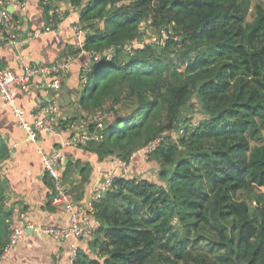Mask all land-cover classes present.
Instances as JSON below:
<instances>
[{
  "label": "trees",
  "instance_id": "16d2710c",
  "mask_svg": "<svg viewBox=\"0 0 264 264\" xmlns=\"http://www.w3.org/2000/svg\"><path fill=\"white\" fill-rule=\"evenodd\" d=\"M39 1L48 24L49 4ZM57 1L78 9L87 30L80 51L115 50L78 74L85 118L104 108L110 120L100 131L89 125L87 132L100 138L77 148L100 163L128 162L141 146L161 139L148 157L160 165L162 183L116 173L92 205L99 227L88 238L89 251L77 249L73 264H264V6L251 11L250 0ZM54 17L58 24L61 17ZM142 25L162 29L163 43L134 46L124 59L123 46L140 39ZM193 96L204 117L175 138ZM9 148L0 132V165ZM73 171L82 193L92 167L67 160L64 180ZM42 181L51 199V181ZM7 189L0 171V255L12 222Z\"/></svg>",
  "mask_w": 264,
  "mask_h": 264
},
{
  "label": "crops",
  "instance_id": "0c3cea01",
  "mask_svg": "<svg viewBox=\"0 0 264 264\" xmlns=\"http://www.w3.org/2000/svg\"><path fill=\"white\" fill-rule=\"evenodd\" d=\"M22 1L21 6H16L12 0H0V4L5 5L13 16V28L3 36L0 33L1 66L19 72L28 63L45 64L70 58L72 64L60 89L54 94V99L60 120L81 125L79 123L87 117L85 118V112L77 103L79 94L77 80L80 70L87 66V60L79 47L80 38L84 34L77 35L80 37L78 38L72 29L79 19L78 9L66 2L53 0L62 10L63 16L54 31L45 32L46 15L40 1ZM36 93L33 87L21 91L19 105L22 108L32 106ZM9 118L4 116L5 125L0 126V132L8 145L13 143L17 145L0 165V171L8 183L6 193L12 209V221L27 228L15 246L10 260L5 264H73L71 255L74 249L89 251L88 238H70L56 242L49 237H39L29 228L35 225L63 226L67 223V214L50 203L48 189L39 177L42 170V154L59 150L62 154L65 153L66 156H63L66 162L80 160L90 163L92 172L88 183L83 186L82 193L81 190L74 188L80 186V176L77 172L73 171L64 180L66 187L72 192L75 206L80 210L91 207L93 190L105 172H118L120 160L108 159L100 163L95 156L80 148L63 147L71 132L64 128L61 134H46L35 143L27 142L13 117Z\"/></svg>",
  "mask_w": 264,
  "mask_h": 264
},
{
  "label": "built area",
  "instance_id": "2783aa9c",
  "mask_svg": "<svg viewBox=\"0 0 264 264\" xmlns=\"http://www.w3.org/2000/svg\"><path fill=\"white\" fill-rule=\"evenodd\" d=\"M14 5L21 6L22 0H12ZM49 4L48 24L45 25L44 31H54L57 27L54 16H63L62 10L54 4L53 1L45 0ZM13 28V16L6 9L5 5L0 4V33L2 36ZM77 35L86 34L87 30L79 22L73 26ZM82 45V44H81ZM1 51V46H0ZM100 53H90L93 60H98ZM1 61V53H0ZM72 64L70 58H65L57 62L45 64H25L21 71L4 68L0 63V100L2 105L9 109L15 120L16 126L24 133L27 142L35 143L39 138L46 134H61L63 128L73 131L64 141L63 145L68 147H79L87 145L91 141H97L100 133L87 132L88 125H95L97 130L104 126L101 119L88 116L83 124L78 125L66 120H60L57 116L58 107L54 99V94L60 89L64 74L69 70ZM83 83L86 79H83ZM31 87L36 89L35 101L29 108H22L19 105V94L21 91H27ZM64 125V127H63ZM80 129V130H79ZM160 138L152 140L144 145L142 152L144 157L152 153L160 143ZM16 143L10 145L9 153L16 147ZM122 164L120 163V166ZM125 169L122 176L128 177V164L123 163ZM66 161L63 154L58 151H51L42 154V170L39 174L40 179H49L53 188V194L50 203L60 211L67 214L66 225H40L30 226L33 233L39 237H49L56 242L66 239H83L90 238L99 227L98 223L91 220L93 212V203L99 201L103 194L111 189L112 181L115 176L114 172H105L101 181L95 187L91 195L89 209H77L73 197L68 193L64 181V171ZM133 177V176H129ZM25 226L18 225L14 221L10 223L9 236L6 245L0 255V264H5L10 260L11 254L18 244L22 235L26 232ZM76 249L72 252V261L76 256Z\"/></svg>",
  "mask_w": 264,
  "mask_h": 264
},
{
  "label": "rangeland",
  "instance_id": "374dc122",
  "mask_svg": "<svg viewBox=\"0 0 264 264\" xmlns=\"http://www.w3.org/2000/svg\"><path fill=\"white\" fill-rule=\"evenodd\" d=\"M250 2H251V6H250L251 11L254 10V6L257 3H260L262 6H264V0H250ZM250 18H251V16H249V19ZM147 23L149 24L150 20H148ZM73 31H74V29H73ZM140 31L142 32L141 33L142 36L140 37V39H138L137 41L126 42L125 45L123 46L122 57H124V59L126 58L127 54L132 53V48L134 46H139V45L143 46L144 43H148V42H151V43L161 42V43H163V41H159L161 39V36L162 37L165 36V32L162 29L157 31L155 28L150 27L149 25L148 26L142 25V28L140 29ZM74 34L76 37H78L75 31H74ZM78 38H80V37H78ZM82 38L83 37H81L80 40ZM82 43L83 42H81L80 44H82ZM79 47L81 48L82 45L81 46L79 45ZM114 51L115 50L113 48L106 49L101 54H99V57L106 56L107 58H111V56L114 54ZM81 52H83V54L85 55L86 60H87V65H89L90 61L93 60L90 57V52L85 53L83 50ZM183 69H184V67L181 66L178 68V71L182 72ZM66 73L64 74V78H65ZM83 79H86L84 73L79 75V80L83 81ZM0 105L2 106V107H0V126H1V125H5L4 116L6 115V116L12 118V115H11V112L9 111V109L5 108L2 105L1 100H0ZM90 116H91L90 119H92V117H96V119H101L103 126L105 125L106 122H108L110 120L109 112L104 108L97 109L95 112L91 113ZM203 117H204V114L200 108V104L198 103L196 97L193 96L190 99V101L188 102V104L185 106V108H183L182 122L179 123L180 130H179V133H176L174 135V137L176 138L178 136V134H181L182 132H184L183 127L185 125L197 124L201 119H203ZM79 124H83V120ZM181 124H182V126H181ZM87 131H88V129H87ZM143 147L144 146H141L139 148V151L135 152L134 157H133V155H132V157L130 156L128 162H124L121 159H119L120 160L119 163H121L122 165L119 167V170L117 173L122 174V171L125 169L123 163H127L128 164V168H127L128 177L129 176L146 177L148 179H152V180H155L156 182L162 183V181L159 177L160 165L157 162L151 160V158L148 157V155H147V157H144V154L142 152ZM139 154H143V156L139 157L138 156ZM110 160H111V158H110Z\"/></svg>",
  "mask_w": 264,
  "mask_h": 264
},
{
  "label": "water",
  "instance_id": "95a60500",
  "mask_svg": "<svg viewBox=\"0 0 264 264\" xmlns=\"http://www.w3.org/2000/svg\"><path fill=\"white\" fill-rule=\"evenodd\" d=\"M30 230H32V229H30Z\"/></svg>",
  "mask_w": 264,
  "mask_h": 264
}]
</instances>
